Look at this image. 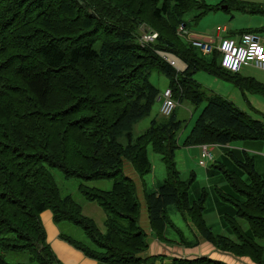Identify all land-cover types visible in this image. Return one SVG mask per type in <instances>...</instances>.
Returning a JSON list of instances; mask_svg holds the SVG:
<instances>
[{"label": "trees", "instance_id": "obj_1", "mask_svg": "<svg viewBox=\"0 0 264 264\" xmlns=\"http://www.w3.org/2000/svg\"><path fill=\"white\" fill-rule=\"evenodd\" d=\"M194 5L193 0H0V264H60L40 219L46 210L56 226L66 222L81 231L84 240L61 230L58 237L87 258L102 264L143 263L138 254L147 244L137 225L139 203L133 181L122 170L127 162L138 175L149 172L148 146L165 166L157 188L143 191L152 234L160 240L166 226L175 228L166 210L174 205L216 249L261 262L263 182L251 157L231 156L244 177L217 166L230 193L215 188L216 195L234 210V216H223L230 238L208 230L201 217L204 190L189 200L193 175L181 179L172 159L179 146L264 138L263 122L192 80L191 72L203 69L264 97V84L223 70L215 49L208 52L210 62L202 61L177 33L180 15ZM141 28L156 32L154 40L140 44ZM156 51L174 55L186 67L174 70ZM151 71L167 77L177 104L203 103L180 144L184 121L175 107L162 118L157 110L144 130L131 134L159 93L148 81ZM52 168L81 180L80 196L105 213L103 231L70 194H60ZM102 179L111 181L109 189L87 185ZM237 219L245 222V231ZM2 251H23L26 260L8 262ZM170 264L225 263L199 256L172 258Z\"/></svg>", "mask_w": 264, "mask_h": 264}, {"label": "rangeland", "instance_id": "obj_2", "mask_svg": "<svg viewBox=\"0 0 264 264\" xmlns=\"http://www.w3.org/2000/svg\"><path fill=\"white\" fill-rule=\"evenodd\" d=\"M193 1L195 5L180 15V20L182 22L184 29H182L181 24L177 26V33L183 36L185 39L188 40L195 38L210 42L211 39H214V29L216 27H224V33L226 34L229 33L235 34L240 31L249 30L256 36H258L260 39L264 40V0H193ZM244 8H247V10H245ZM182 30L184 31L186 30L189 33L185 31L183 34H181ZM194 51L195 53H197V55L202 61L206 63L210 62L211 60L210 53H204L196 48H194ZM156 53L164 61H166L169 55H172L170 53L163 51H156ZM179 61L180 60L178 59L177 65L176 64L174 65L168 64V65L174 68V70L182 71L186 66L182 61H180L182 63H180ZM237 73H239L240 76L243 75L244 77L253 78V80L257 79L259 81H264V70L255 69L248 65L247 66L242 65ZM190 75L192 80L198 83L201 86V89L204 90L205 92L211 91L217 94L221 98L229 101L233 105V107L237 108L239 111L244 113L250 119L264 123L263 96L256 93H251L246 90L242 92L241 90L233 86L230 82L225 81L221 77L212 74L210 72H207L203 69H195L191 72ZM148 81L152 83V85L156 88V90H158V92H162L164 86L167 85L168 83L167 77L165 75L159 74L155 71H151L149 73ZM183 104L184 102L177 104L174 109L176 116L184 121L178 135L179 142L182 140V138L184 137V135L192 125L194 119H196L197 117L196 115L200 112V109L202 108L203 105V103H200L194 107L192 105L188 106ZM158 106H159L158 100H156L152 106L149 115L142 117L133 125L131 129L132 136L139 134L142 130L146 128L150 117L156 113ZM162 116L160 114L158 115L159 118H162ZM228 143L231 144L232 146L234 144V141H230ZM186 150H187L186 148L175 149L172 159L176 165V168H178V171L180 172L181 178L184 179L185 177H188L187 173L189 170L193 173V180L189 185V189H188V198L189 200H193L196 197H198L197 195L200 187L201 189L202 188L207 189V185H209L210 183V182L208 183V181H214L218 177L220 178L223 177L219 170H218L219 172H217L216 170L213 169L216 174L208 176L209 180L207 181L206 175L204 173L205 161H203L204 159H202L198 155L200 153L199 148L195 149L196 150L195 154L189 153L186 154L184 158H182L180 154L183 152H187ZM208 150H211V148H209ZM230 150L233 151V149ZM146 152H147L148 160L151 165L149 172L143 175H138L134 172L132 167L127 162L123 163V170H122L123 174L129 177L134 183L135 195L139 203L138 205L139 208L142 207V206L140 207V204L142 203V191H146V192L154 191L157 185L161 183V181L165 177V166L160 159V155L152 152L149 146L146 148ZM188 155H190L193 158L192 166L188 162ZM217 161H219L220 163H224L223 165L228 169L231 170L234 169V166L231 164L232 162L231 163L228 162L224 154H222L220 160ZM210 164L211 163H208V165ZM210 167L211 165L208 166L207 168ZM50 173L55 181L56 186L59 189L60 194L62 195L70 194L71 197H73V199L77 203H80L81 201L84 200L77 191V185L81 182V180L73 177H65L60 173L59 170L54 168L50 169ZM243 176L244 174H241V177ZM214 183H216L215 185H217V182ZM87 185L94 186L102 190H106L110 188L111 181L109 179L94 180L87 182ZM217 188H219L221 191H224L226 193H230V189L227 185L223 187L217 186ZM206 202H207L206 206L216 204V208L220 214H224V215L228 214L227 216L229 215L234 216L232 215L234 213L232 205H230L227 202L221 201L220 198L217 197L215 191L212 190V192H209ZM90 204L96 206L100 210V208L95 203L90 202ZM166 210L170 221L175 226V228L170 226L165 227V230L163 232V237L164 239H166L165 240L166 243L173 241L174 243L172 244L175 245L176 243H180L182 239L188 242L196 241L195 233L192 230H190L189 227L186 225L184 219L181 218V213L175 208V206L170 205L166 208ZM40 219H44L43 214H42V218ZM101 220L102 217L101 218L96 217V223L97 226L100 227V229H102ZM141 221L142 219H140L138 216L137 225L145 234V239H146L148 233L143 227ZM217 221L218 219L216 218L215 225L213 224L214 222H209V225L212 226V230L215 232L217 231L220 234L224 233L228 235L227 237L229 238L233 237L232 233L228 229V226L223 221V218L220 220L219 224H217ZM237 222L239 223L241 228L245 231L246 230L245 222L241 219H237ZM58 226H59L58 228L63 229L65 233L69 234L70 236L76 239H80V240L85 239L81 231L72 224L61 222ZM221 228H223V230H221ZM227 230H229L228 233H226ZM2 256L8 262H23L26 260V253L23 251L22 252L2 251ZM55 256L57 257L56 254ZM145 259L147 262H153L154 261L153 259H157L159 261L157 262V264H160V261H162L160 256H153V255L146 256Z\"/></svg>", "mask_w": 264, "mask_h": 264}, {"label": "crops", "instance_id": "obj_3", "mask_svg": "<svg viewBox=\"0 0 264 264\" xmlns=\"http://www.w3.org/2000/svg\"><path fill=\"white\" fill-rule=\"evenodd\" d=\"M182 29H184V28L182 27ZM223 29H224V27H223ZM186 32L189 33L188 31H186ZM230 34L224 33L223 36L228 35L233 39H236L238 36V33H235V34L230 33ZM212 41H215V38L210 40V42H212ZM180 63H182V62H180ZM247 65L250 67H253L255 69H259V68L252 66V65H249V64H247ZM242 77H243V75H242ZM256 81L261 83V84H264L263 83L264 81H259L257 79H256ZM165 88H167V85L164 86L163 90ZM161 93L162 92H159L158 96L156 97V100H158V104H159V96ZM119 140L121 142H124L123 137L119 138ZM181 141L180 142L178 141V143L180 144ZM203 146H204V148H203ZM178 148L179 149H183V148L187 149L186 150L187 152H183L180 154L182 156V158H184L186 156V154H189V153L195 154L196 153L195 149L199 148L200 153L198 155L202 159H204L203 161H205L204 173L206 175L207 181L209 180L208 176L216 174L214 170H216L217 172L220 171L218 168H216L218 165L224 166L223 165L224 163H220L219 161H217V160H220V158L222 157V154H224V156L227 158L228 162H230V163L232 162L231 164L234 166V169H232V170L235 171L237 174H240V175H241V171L235 166V164L233 163V160L231 159V156L238 159V158H241L244 153L249 155L252 159V166H253L254 172L259 176V178L263 182V187H262L261 192H262V195L264 197V138H262V139L235 140L234 144L232 146L229 143H223V144L187 145V146H179ZM207 148L208 149L211 148V150H208ZM230 149H233V151H231ZM228 151H229V153H228ZM205 156H207V157H205ZM192 160H193V158L190 155H188V162L190 163L191 166L193 164ZM207 161H209V162H207ZM208 163H211L210 168H207L208 166H210V165H208ZM174 165H175V163H174ZM175 168H176V165H175ZM176 170L178 171V168H176ZM178 174L180 177L179 171H178ZM187 174H188V177L190 174L193 175V173H191L190 170L188 171ZM186 178L187 177H185L184 179H186ZM181 179H183V178H181ZM214 182H217V185H215L216 183H214ZM208 183H209V185H207V189L202 188L206 194V197H205V202L203 205V210L201 212V217H202L204 224L206 225V227L208 228V230L211 233L220 234L219 232H217V231L215 232L212 230V226L209 225V222H214L213 224L215 225V220L217 218L218 219L217 224H219V222L223 218L224 214H220L218 212V210L216 208V204H212L213 206L212 205L206 206L207 205L206 201H207L209 192H212V190L215 191V188H217V186L223 187L227 184H226L225 180L223 178H220V177H218L214 181H208ZM208 186H209V189H208ZM188 189H189V187H188ZM200 191H201V187L198 191L197 196H199ZM79 204L81 207V213L87 217H90L94 221L96 226H97L96 217H99V218L102 217V220H101L102 229H100V227H98V226H97V228L100 231H103L104 230L105 213L101 209L99 210L96 206H93L92 204H90L89 201L83 200ZM140 207L141 208H139L138 216L140 219H142L141 223H142L143 227L145 228L146 232L148 233V236L145 239L146 244H147V248L138 254V256L140 258L144 259L143 263H141V264H155V263L157 264V262H159L157 259H153L154 260L153 262H147L145 258H146V256H149V255L160 256V258L162 259V261H160V264H162V263L163 264H170V261L172 258L192 259V258L199 257V256H205V257H208L210 259L221 261L225 264H258V263L251 261L247 256H235L229 252L221 251V250H218L215 247H213L208 241H206L203 237H201L199 235L196 228L193 226V224L190 222L189 217H187V216H186V219L184 221L186 222V225L189 227V229L192 230L196 235V237H195L196 244L195 245H193V244L183 245V244H179V243H176L174 245V244H172V243H174L173 241L166 243V241H165L166 239H164V238L159 240L152 234V232L150 231L149 225H148L147 216H146V209H145V205H144V201H143V191H142V203L140 204ZM96 209H98V210H96ZM98 211H100V212H98ZM42 214H43L44 219H41V221H42L43 227L45 229L46 242L49 245L50 249L52 250L53 254L57 255V257L56 256L55 257L60 264H102L96 260L87 258L79 250L75 249L72 245H70L67 242H65L64 240L60 239L58 237V232H59V230L63 231V229L58 228L59 226H56L51 221V215H50V212L48 210L43 211L41 213V215H40L41 218H42ZM232 215H234V213ZM229 216H231V215H229ZM221 230H223V228H221ZM228 232H229V230L226 231V233H228ZM220 235L228 236L224 233H222ZM261 243H262V253H261V262L259 264H264V240Z\"/></svg>", "mask_w": 264, "mask_h": 264}, {"label": "built area", "instance_id": "obj_4", "mask_svg": "<svg viewBox=\"0 0 264 264\" xmlns=\"http://www.w3.org/2000/svg\"><path fill=\"white\" fill-rule=\"evenodd\" d=\"M185 31L182 30L181 34ZM223 27L214 29L215 42H208L199 39H188L190 44L204 53L215 49L219 55V65L223 70L228 72H237L242 65H252L256 68L264 70V40L251 32H241L236 39L230 36H223ZM156 37V32L147 28L140 29L138 42L144 44L151 42ZM177 58L169 55L166 62L169 65H177ZM177 102L172 98L171 92L165 88L159 96L158 112L160 115L166 116L176 106ZM204 148V146H203Z\"/></svg>", "mask_w": 264, "mask_h": 264}, {"label": "bare ground", "instance_id": "obj_5", "mask_svg": "<svg viewBox=\"0 0 264 264\" xmlns=\"http://www.w3.org/2000/svg\"><path fill=\"white\" fill-rule=\"evenodd\" d=\"M178 64V63H177Z\"/></svg>", "mask_w": 264, "mask_h": 264}]
</instances>
